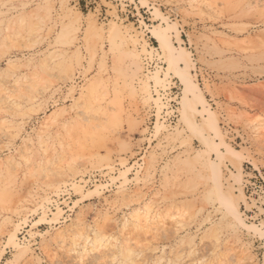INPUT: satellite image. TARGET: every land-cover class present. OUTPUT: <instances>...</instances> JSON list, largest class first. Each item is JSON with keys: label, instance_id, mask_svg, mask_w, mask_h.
<instances>
[{"label": "rangeland", "instance_id": "374dc122", "mask_svg": "<svg viewBox=\"0 0 264 264\" xmlns=\"http://www.w3.org/2000/svg\"><path fill=\"white\" fill-rule=\"evenodd\" d=\"M0 264H264V0H0Z\"/></svg>", "mask_w": 264, "mask_h": 264}, {"label": "bare ground", "instance_id": "6f19581e", "mask_svg": "<svg viewBox=\"0 0 264 264\" xmlns=\"http://www.w3.org/2000/svg\"><path fill=\"white\" fill-rule=\"evenodd\" d=\"M155 39H157L159 42H161V44L167 49V51L169 52V54L171 55V57L174 56V48L172 46V44L169 41H166V39H164L162 36H159L158 34H155ZM189 98V95L186 96V99ZM185 99V100H186ZM210 118L213 119V115H210ZM222 186V185H221ZM222 188V187H221ZM236 211V210H235ZM238 211H236L237 213ZM236 217L238 219H240V217L238 215H236ZM243 223V222H242ZM252 229L253 232L257 233L259 232V230L257 228H249V230ZM15 237H13L14 239ZM12 239V240H13ZM15 244V243H14ZM16 245V244H15Z\"/></svg>", "mask_w": 264, "mask_h": 264}]
</instances>
